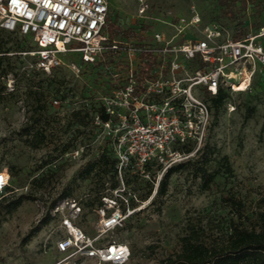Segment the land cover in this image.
<instances>
[{"label":"rangeland","instance_id":"374dc122","mask_svg":"<svg viewBox=\"0 0 264 264\" xmlns=\"http://www.w3.org/2000/svg\"><path fill=\"white\" fill-rule=\"evenodd\" d=\"M141 2L147 4L145 17L138 11ZM108 4V22L140 31L146 39L155 29L167 31L160 20L184 15L191 5L203 23H219L230 35L236 23L223 14L226 9L219 0H109ZM259 9L249 2L238 15L246 26H252L263 18L262 12L255 13ZM142 24L147 27L141 31ZM2 35L10 51L6 60L9 71L0 77V171L8 173L13 190L0 191V198L27 192L33 197L11 214L4 213L0 199V264H92L81 255L57 250V240L67 235L66 217L95 244H127L130 255L123 264H164L178 251L180 237L191 229L206 240L218 241L228 233L232 221L249 222L253 217L256 200L264 194V70L257 72L249 89L229 93L218 113L214 115L212 109L206 139L188 159L191 163L170 175L166 193L153 198L156 173L150 178L138 177L131 192L141 198L154 180L151 195L134 201L133 212L120 228L101 233L97 207L83 205L95 195L99 180L92 173L82 174L87 162L108 150L92 115L100 104L98 97L112 86L109 78L114 63L93 66L79 63L69 54L63 57L64 64L44 71L36 67L33 56L22 53L33 48L30 36L4 29ZM73 63L77 71L71 68ZM228 104L234 106L232 111ZM27 125L44 132L40 145L28 141L22 130ZM204 162L207 171L216 174L208 189L202 188L199 176L198 167ZM103 178L101 192L108 193L110 179ZM65 190L71 195L58 203V211L50 209L51 202ZM73 199L81 205L79 214L72 207ZM228 200L243 202L241 217ZM46 213L51 216L48 223L25 240Z\"/></svg>","mask_w":264,"mask_h":264},{"label":"built area","instance_id":"2783aa9c","mask_svg":"<svg viewBox=\"0 0 264 264\" xmlns=\"http://www.w3.org/2000/svg\"><path fill=\"white\" fill-rule=\"evenodd\" d=\"M108 3L0 0V28L30 36L33 48L22 53L33 56L41 70L61 66L69 54L79 63L92 65L107 51L115 56L114 64H118L110 76L112 86L98 97V107L107 117L102 119L97 110L92 115L97 134L112 149L117 180L111 195H103V205L96 208L101 233L121 227L133 212L127 200H139L129 190L126 174L150 178L151 168H156L157 187L167 168L187 161L200 149L212 119L206 91L211 95L219 87L229 93L245 91L257 72L264 70V8L263 18L246 26L238 38L219 23H203L191 5L184 15L160 20L167 31L155 29L148 39L131 44L109 37ZM146 7L141 2V17ZM71 68L78 70L75 63ZM228 108L232 111L234 106L228 104ZM8 181V173L0 171V191ZM114 200H125V210ZM71 204L79 214L80 207L73 200ZM63 224L67 235L57 240L58 251L81 255L92 264H123L129 259L127 244L98 245L70 218H64Z\"/></svg>","mask_w":264,"mask_h":264},{"label":"trees","instance_id":"16d2710c","mask_svg":"<svg viewBox=\"0 0 264 264\" xmlns=\"http://www.w3.org/2000/svg\"><path fill=\"white\" fill-rule=\"evenodd\" d=\"M220 4L225 7L223 14L229 15L230 17L236 19V23L234 25V29L232 32L233 38H238L244 33V28L246 24H244L243 20L240 19L238 15L241 9H244L247 4L250 2L252 5L255 3L256 6H260L259 10H256L255 13H259L263 11L264 8V0H219ZM239 7L233 11L235 6ZM147 26L142 24L140 30H145ZM2 28H0V77L6 75L8 73L7 69V53L10 51V46H7L6 41L3 39ZM141 30V31H142ZM107 31L109 37L111 39L117 40H128L131 44H140L142 40H144V36H142L140 31H137L132 28H121L115 21L108 22L107 19ZM21 44H17V46ZM22 48V46L20 47ZM108 62H116L115 56L112 51H107L104 54V58H101L97 62L93 64V66L104 65ZM118 63L114 64L116 67ZM146 63H142V67L144 68ZM111 80V78H109ZM3 89L0 88V101L2 98ZM229 97V91L219 87L215 94L211 95L209 91H206V99L209 102V106L211 110H214V115L219 112L222 105L226 102ZM95 110L100 112V116L102 119H106V115L102 112L101 107H96ZM211 125V123H210ZM24 133L28 136V141L32 145L38 146L41 142L44 141V132L40 129H35L33 131L32 125H27L22 128ZM107 144V143H106ZM108 150H104L100 153L97 159L87 162L84 169V176H88L90 173L97 177L99 180V188L96 190L95 195L92 199L86 200L83 204L84 206L89 207H99L103 205V200L101 197L103 195L110 194L103 193L101 190L105 188L104 176H108L110 182L107 188L110 190L117 185V180L115 178V157L113 155L112 149L110 145H108ZM205 147V146H204ZM65 149V148H64ZM225 161L227 158L223 157ZM43 163H46L44 160ZM191 161L187 160L185 162L178 163L166 169V171L162 174L161 178L158 181L156 191L153 195V198H158L163 196L166 193L169 177L172 173L182 170L190 164ZM204 162L202 165L198 167L199 176L202 179V188L208 189L210 183L213 181L215 177V172H208ZM151 173H155L156 168H151ZM228 169V167H227ZM10 176H14V173L10 171ZM138 177L137 175H129L126 174L124 176V180L128 185L129 190L136 188V183ZM38 183H42L43 178L38 179ZM9 183V182H8ZM154 186V180H151V183L148 184V188L144 192L139 201L145 200L148 198ZM5 191H12L10 185H6L4 187ZM2 190V191H3ZM71 195L70 191H62L59 196L53 200L50 204V209H54L55 206L62 201L64 198H67ZM111 195V194H110ZM32 195L27 193H21L18 195L11 196H1V205L3 207V211L5 214H11L18 207H20L24 201L32 199ZM152 198V199H153ZM228 199H230L228 197ZM76 204L80 207L81 205L73 199ZM115 204L122 210H125V200H114ZM128 205L132 208L134 207L135 200H127ZM155 201V200H151ZM230 205L235 208L237 211V215L240 217L243 215L244 204L241 200H228ZM51 219V216L46 213L44 217H42L38 224L29 230L28 234L25 236V240L32 237L42 225L48 223ZM249 222H235L232 221L230 224V228L228 233L220 240H206L202 238L195 229H191L187 234L180 237L179 241V249L173 255L168 256L164 264H264V194H262L255 203V212L252 218L249 217ZM120 228V227H117Z\"/></svg>","mask_w":264,"mask_h":264}]
</instances>
